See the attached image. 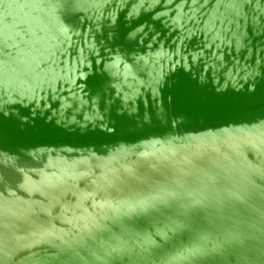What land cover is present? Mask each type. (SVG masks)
<instances>
[{
    "label": "water",
    "instance_id": "obj_1",
    "mask_svg": "<svg viewBox=\"0 0 264 264\" xmlns=\"http://www.w3.org/2000/svg\"><path fill=\"white\" fill-rule=\"evenodd\" d=\"M0 264H264V0H0Z\"/></svg>",
    "mask_w": 264,
    "mask_h": 264
}]
</instances>
